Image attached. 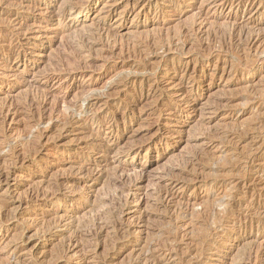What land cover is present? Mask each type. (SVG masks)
<instances>
[{
	"label": "rangeland",
	"instance_id": "374dc122",
	"mask_svg": "<svg viewBox=\"0 0 264 264\" xmlns=\"http://www.w3.org/2000/svg\"><path fill=\"white\" fill-rule=\"evenodd\" d=\"M0 20V264H264V0H0Z\"/></svg>",
	"mask_w": 264,
	"mask_h": 264
},
{
	"label": "bare ground",
	"instance_id": "6f19581e",
	"mask_svg": "<svg viewBox=\"0 0 264 264\" xmlns=\"http://www.w3.org/2000/svg\"><path fill=\"white\" fill-rule=\"evenodd\" d=\"M24 1H25V0H24ZM156 1H157V0H156ZM172 1H173V0H172ZM9 2H10V1H9ZM9 2H8V3H9ZM13 2H14V1H13ZM33 2L35 3V1H33ZM61 2H62V1H61ZM64 2H65V1H64ZM153 2H154V1H153ZM158 2H159V1H158ZM19 3H20V2H19ZM19 3H18V4H19ZM145 3H146V2H145ZM11 4H12V2H11ZM11 4H10V5H11ZM15 4H16V5H13V4H12V6L16 7V6H17V3H15ZM20 4H21V3H20ZM82 4H83V3H82ZM63 5H64V3H61L59 7L62 8ZM148 5H149V4H148ZM160 5H161V4H160ZM160 5H159V6H160ZM162 7H163V6H162ZM17 8H18V6H17ZM57 9H58V8H57ZM63 9H64V8H63ZM124 9H125V8H124ZM18 11H19V10H18ZM142 18H143V17H142ZM221 18H222V17H221ZM222 20H224V18H223ZM0 21H1V20H0ZM220 22H221V21H220ZM231 22H232V21H231ZM231 22H230V24H231ZM95 24H96V23H95ZM98 25H99V24H97L96 26H98ZM96 26H95V27H96ZM86 27H88V26H86ZM90 27L92 28V26H89V28H87V30L90 29ZM178 27H179V26H178ZM180 27H181V26H180ZM222 27H224V26H222ZM225 27H226V26H225ZM225 27H224V28H225ZM246 27H248V26H246ZM251 27H252V26H251ZM251 27H250V28H251ZM99 28H100V26H99ZM101 28H102V27H101ZM175 28H176V27H175ZM187 28H188V27H187ZM218 28H219V27H218ZM229 28H230V27H229ZM250 28H249V29H250ZM83 29H84V28H83ZM102 29H103V28H102ZM209 29H210V27H209ZM215 29H216V28H215ZM7 30H8V28H7ZM84 30L86 31V28H85ZM84 30H83V31H84ZM90 30H91V29H90ZM90 30H89V31H90ZM96 30H97V28H96ZM157 30H158V29H157ZM210 30H211V29H210ZM1 31H2V30H1ZM85 31H84V32H85ZM134 31H136V30H134ZM145 31H146V30H145ZM145 31H144V32H145ZM12 32H13V31H12ZM84 32H83V33H84ZM140 32H141V31H140ZM146 32H147V31H146ZM176 32H177V31H176ZM250 32H251V31H250ZM6 33H7V32H6ZM10 33H11V32H10ZM78 33H79V32H78ZM87 33H89V32H87ZM184 33H186L185 30H184ZM184 33H183V35H184ZM207 33H209V32H207ZM222 33H223V32H222ZM234 33H236V32H234ZM248 33H249V32H248ZM67 34H68V33H67ZM108 34H109V33H108ZM131 34H132V33H131ZM131 34H130V35H131ZM137 34H138V33H137ZM140 34H141V33H140ZM142 34H143V33H142ZM157 34H158V32H157ZM213 34H214V33H213ZM213 34H212V36H213ZM218 34H219V33H218ZM224 34H225V33H224ZM238 34H239V32H238ZM238 34L236 33L237 37H238ZM252 34H253V33H252ZM8 35H9V34H8ZM78 35H79V34H78ZM83 35H84V34H83ZM113 35H114V34H113ZM130 35H129V36H130ZM132 35H133V34H132ZM132 35H131V36H132ZM134 35H135V34H134ZM214 35H215V34H214ZM222 35H223V34H220V36H222ZM94 36H96V35H94ZM107 36H108V35H107ZM188 36H189V35H188ZM188 36H187V37H188ZM217 36H218V35H217ZM84 37H85V36H84ZM84 37L81 36L79 39H77V41L79 40L78 42H81V43H83V44H84V41H86V40L89 42V41H91V40L93 39V34H92V33H89V35H87V37H85V38H84ZM96 37H97V36H96ZM96 37H95V38H96ZM111 37H112V36H111ZM111 37H110V38H111ZM145 37H146V36H145ZM151 37H152V36H151ZM184 37H185V36H184ZM192 37H193V36H192ZM222 37H223V36H222ZM232 37H234V36H232ZM235 37H236V36H235ZM237 37H236V38H237ZM253 37H254V36H253ZM9 38H10V37H9ZM77 38H78V36H77ZM164 38H165V37H164ZM181 38H182V37H181ZM213 38H214V36H213ZM213 38H212V39H213ZM248 38H249V37H248ZM248 38H247V39H248ZM128 39H129V38H128ZM132 39H133V37H132ZM132 39H131V40L129 39V41L132 42ZM142 39H143V37H142ZM151 39H152V38H151ZM175 39H176V38H175ZM177 39H178V38H177ZM188 39H189V38H188ZM208 39H209V38H208ZM226 39H227V37H226ZM241 39H243V37H242ZM153 40H154L153 43L155 44V39H153ZM156 40H157V38H156ZM181 40H182V39H181ZM223 40H224V39H223ZM231 40H232V39H231ZM235 40H236V39H235ZM248 40H249V39H248ZM248 40H247V41H248ZM93 41H94V39H93ZM151 41H152V40H151ZM161 41H162V40H161ZM174 41H175V40H174ZM186 41H187V40H186ZM190 41H191V40H190ZM213 41H214V40H213ZM221 41H222V40H221ZM225 41H227V40H225ZM244 41H245V40H244ZM244 41H243V42H244ZM253 41H254V40H253ZM95 42H96V41H95ZM100 42H101V41H100ZM114 42H115V40H114ZM149 42H150V41H149ZM164 42H165V41H163V43H164ZM182 42H183V41H182ZM191 42H192V41H191ZM215 42H216V41H215ZM222 42H224V41H222ZM235 42H237V41H235ZM85 43H87V42H85ZM172 43H173V42H172ZM184 43H185V41H184ZM189 43H190V42H189ZM217 43H218V41L216 42V45H217ZM227 43H228V42H227ZM244 43H245V42H244ZM3 44H4V43H3ZM90 44H91V43H90ZM115 44H116V43H115ZM147 44H148V43H147ZM149 44H150V43H149ZM180 44H181V43H180ZM211 44H213V43L211 42ZM222 44H224V43H222ZM92 45H93V44H92ZM216 45H215V46H216ZM224 45H225V44H224ZM243 45H244V44H243ZM87 46H88V45H87ZM100 46H101V45H100ZM131 46H132V45H131ZM137 46H138V45H137ZM178 46H179V45H178ZM212 46H213V45H212ZM212 46L210 45V47H212ZM215 46H214V47H215ZM236 46H237V45H236ZM241 46H242V45H241ZM4 47H5V45H4ZM91 47H92V46H91ZM91 47H89V48H91ZM152 47H153V46H152ZM166 47H167V46H166ZM176 47H177V45H176ZM179 47H180V46H179ZM195 47H196V46H195ZM207 47H208V46H207ZM219 47H220V46H219ZM247 47H248V46H247ZM7 48H8V46H7ZM79 48H80V47H79ZM82 48H86V46H85V47H82ZM89 48H88V50H89ZM150 48H151V47H150ZM180 48H181V47H180ZM193 48H194V46H193ZM204 48H205V46H204ZM224 48H225V47H223V49H224ZM238 48H239V47H238ZM1 49H2V48H1ZM80 49H81V48H80ZM102 49H103V48H102ZM143 49H144V48H143ZM182 49H183V46H182ZM182 49H181V50H182ZM206 49H207V48H206ZM214 49L216 50L217 48H214ZM241 49H242V48H241ZM7 50H8V49H7ZM7 50H6V51H7ZM9 50H10V48H9ZM88 50H87V52H89ZM90 50H92V49H90ZM93 50H94V48H93ZM153 50H154V49H153ZM153 50H152V52H153ZM171 50H172V48H171ZM171 50H170V51H171ZM176 50H177V49H176ZM191 50H192V49H191ZM195 50H196V49H195ZM195 50H194V51H195ZM243 50H244V49H243ZM4 51H5V50H4ZM84 51H85V50H84ZM94 51H96V49H95ZM94 51H93V52H94ZM141 51H142V50H141ZM163 51H164V50H163ZM206 51H207V50H206ZM210 51H211V50H210ZM223 51H225V49H224ZM96 52H97V51H96ZM115 52H116V51H115ZM233 52H234V51H233ZM105 53H106V52H105ZM137 53H138V51H137ZM179 53H180V51H179ZM87 54H88V53H87ZM90 54H91V52H90ZM90 54H89V55H90ZM138 54H139V53H138ZM155 54H156V53H155ZM94 55H96L95 52H94ZM144 55H145V54H144ZM126 56H127V55H126ZM87 57H88V56H87ZM145 57H146V56H145ZM85 58H86V57H85ZM107 58H108V56H107ZM138 58H139V56H138ZM141 58H142V57H141ZM81 59H82V58H81ZM100 59H101V58H100ZM84 60H85V59H84ZM130 63H131V62H130ZM90 64H91V63H90ZM86 65H87V64H86ZM132 65H133V64H132ZM242 65H243V64H242ZM142 66H143V65H142ZM112 68H113V67H112ZM125 69H126V68H125ZM125 69H124V70H125ZM141 69H142V68H141ZM74 70H75V69H74ZM139 70H140V69H138L137 71L135 70V72H137V73H135V74L143 73V72H142L143 70H142V71H139ZM115 71H116V69H115ZM117 71H118V70H117ZM121 71H122V69H121ZM131 71H132V73H134L133 70H131ZM154 71H155V70H154ZM71 72H72V71H71ZM118 72H120V69H119ZM122 72H123V71H122ZM68 73H69V72H68ZM124 73H126V72H124ZM124 73H123V74H124ZM135 74H134V75H135ZM151 74H152V71H151ZM115 75H116V74H115ZM120 75H121V73H120ZM132 75H133V74H132ZM141 75H142V74H140L139 76L141 77ZM128 76H129V74H126V75L124 76V78L127 79ZM109 77H110V76H109ZM154 77H155V76H154ZM156 77H157V76H156ZM113 79H114V78H113ZM155 79H156V78H155ZM136 80H137V79H136ZM115 81H116V79H115ZM119 81H120V80H119ZM113 82H114V81H113ZM128 82H129V81H128ZM128 82H126V81L123 79L122 81H120L119 84H120V86H122V87H124V88H129ZM117 83H118V81H117ZM132 83H133V82H132ZM138 85H139V84H138ZM155 86H156V85H155ZM148 87H149V86H148ZM85 88H86V87H85ZM138 88H139V87H138ZM85 90H86V89H85ZM94 90H95V89H94ZM94 90H93V91H94ZM118 90H119V89H118ZM134 90H135V89H134ZM156 90H157V89H156ZM132 91H133V90H132ZM81 92H82V91H81ZM88 92H89V91H88ZM97 92H98V91H97ZM129 92H130V91H129ZM91 93H92V92H91ZM97 94H99V93H97ZM84 95H85V94H84ZM85 96H86V95H85ZM98 96H99V95H98ZM161 96H162V95H161ZM112 97H113V96H112ZM75 98H77V97H75ZM96 98H97V97H96ZM112 99H113V98H112ZM124 100H125V98H124ZM162 100H163V99H162ZM117 101H118V100H117ZM157 101H158V100H157ZM98 102H99V101H98ZM138 102H139V101H138ZM153 102H154V101H153ZM125 103H126V102H125ZM63 104H64V103H63ZM111 104H113V103H111ZM136 104H137V103H136ZM126 106H127V105H126ZM66 109L69 110L68 107H66L65 110H66ZM66 111H67V110H66ZM71 112H72V110H71ZM73 112H74V111H73ZM73 112H72V113H73ZM35 119H36V117H35ZM29 120H31V119H29ZM32 121H33V118H32ZM36 121H38V120L36 119ZM65 122L68 123L67 121H65ZM63 123H64V122H63ZM66 123H65L64 125H66ZM29 124H30V123H29ZM38 124H39V123H38ZM31 125H32V124H31ZM31 125H30V126H31ZM34 125H35V124H34ZM61 125H62V124H61ZM37 126H38V125H37ZM71 126H72V125H71ZM62 127H63V125H62ZM64 127H65V126H64ZM69 127H70V126H69ZM26 128H27V127H26ZM30 128H31V127H30ZM24 129H25V128H24ZM59 129H60V128H59ZM27 130H28V128H27ZM86 131H88V130H86ZM90 132H91V131H90ZM43 134H44V133H43ZM37 135H38V134H37ZM39 135H40V134H39ZM89 135H90V134H89ZM89 135H87V136H89ZM91 135H92V134H91ZM93 135H94V134H93ZM56 136H57V135H56ZM94 136H95V135H94ZM45 137H46V136H45ZM90 137H92V136H90ZM32 138H33V137H32ZM35 138H36V136H35ZM38 138H40V137H38ZM51 138H52V137H51ZM56 138H57V137H56ZM33 139H34V138H33ZM35 140H37V138H36ZM38 140H39V139H38ZM48 140H49V139H48ZM52 140H53V139H52ZM54 140H55V139H54ZM56 140H57V139H56ZM56 140H55V141H56ZM30 141H32V140H29V142H30ZM29 142H28V143H29ZM33 142H35V141H33ZM45 142H46V141H45ZM37 143H38V142H37ZM29 144H34V143H31V142H30ZM90 144H91V143H90ZM36 145H37V144H36ZM36 145H35V147L31 148V149H32L31 152L34 151L33 149L36 148ZM31 147H32V145H31ZM86 147H87V146H86ZM91 147H92V146H91ZM3 149H4V148H3ZM41 149H42V148H41ZM8 150H9V149H8ZM28 150H29V149H28ZM38 150H39V149H38ZM93 150H94V149H93ZM107 150H108V149H107ZM117 150H118V149H117ZM36 151H37V150H36ZM36 151H35V152H36ZM85 151H86V150H85ZM89 152H90V151H89ZM106 152H107V151H106ZM106 152H105V153H106ZM29 154H30V153H29ZM86 154H87V153H85V155H86ZM32 155H33V154H32ZM35 155H36V154H35ZM39 155H40V154H39ZM90 155H92V154H90ZM9 156H10V155H9ZM9 156H8V157H9ZM28 156H29V155H28ZM33 156H34V155H33ZM33 156H32V157H33ZM88 156H89V155H88ZM0 157H1V156H0ZM2 157H4V156H2ZM216 157H217V156H216ZM6 158H7V157H6ZM222 158H223V157H222ZM0 159H2V158H0ZM3 159H5V158H3ZM16 159H17V158H16ZM31 160H32V159H31ZM204 160H205V159H204ZM3 161H5V160H3ZM8 161H9V160H8ZM237 161H238V160H237ZM6 162H7V161H6ZM14 162H15V161H14ZM221 163H222V162H221ZM229 163H230V162H229ZM4 164H5V163H4ZM11 164H13V163H11ZM214 164H215V163H214ZM216 164H217V163H216ZM241 164H242V163H241ZM199 165H200V164H199ZM12 166H13V165H12ZM115 166H116V165H115ZM193 168H194V166H193ZM196 168H198V167L196 166ZM244 168H245V167H244ZM198 169H199V168H198ZM114 170H115V169H114ZM116 170H117V167H116ZM111 171H112V169H111ZM206 171H207V170H206ZM0 172H1V171H0ZM89 172H90V171H89ZM107 172H108V171H107ZM112 172H113V171H112ZM115 172H116V171H115ZM199 172H200V171H199ZM87 173H88V172H87ZM87 173H86V174H87ZM203 173H204V172H203ZM205 173H206V172H205ZM205 173H204V174H205ZM111 174H112V173H111ZM115 174H116V173H115ZM115 174H114V175H115ZM215 174H216V173H215ZM107 175H108V174H107ZM112 175H113V174H112ZM5 176H7V175H5ZM109 176H110V174H109ZM109 176H107V177H109ZM114 177H115V176H114ZM87 178H88V177H87ZM40 179H41V178H40ZM109 179H110V178H109ZM109 179H108V180H109ZM112 179H113V178H112ZM173 179H174V178H173ZM54 180H55V179H54ZM108 180H107V181H108ZM110 180H111V179H110ZM0 181H1V180H0ZM114 181H115V179H114ZM119 181H120V180H119ZM40 182H41V181H40ZM42 182H43V181H42ZM50 182H51V180H50L48 183H50ZM55 182H56V181H55ZM177 182H178V181H177ZM46 183H47V182H46ZM46 183H45V184H46ZM48 183H47V184H48ZM52 183H53V182H52ZM113 183H114V182H113ZM0 184H1V183H0ZM38 184H39V183H38ZM47 184H46V185H47ZM52 185H53V184H52ZM55 185H57V184H55ZM107 185H108V184H107ZM105 186H106V185H105ZM111 186H112V185H111ZM42 187H43V186H42ZM44 187H45V186H44ZM46 187H47V186H46ZM50 187L52 188V186H50ZM114 187H115V186H114ZM117 187H118V186H117ZM36 188H38V186H37ZM51 188H49V189H51ZM55 188H56V186H55ZM118 188H119V187H118ZM121 188H122V187H121ZM46 189H47V188H46ZM113 189H115V188H113ZM52 190H53V189H52ZM55 190H56V189H55ZM47 191H49V190H47ZM111 191H112V190H111ZM258 191H259V190H258ZM54 192H58V191H54ZM49 193H50V192H49ZM116 193H117V192H116ZM127 193H129V191H127ZM44 194H45V193H44ZM50 194H52V193H50ZM53 194H54V193H53ZM53 194H52V195H53ZM113 194H115V193H113ZM120 194H121V193H120ZM120 194H118V196H119ZM123 194H124V193H123ZM123 194H121V195L123 196ZM115 195H117V194H115ZM42 196H43V195H42ZM42 196H41V197H42ZM45 196H46V195H45ZM118 196H116V198H117ZM129 196H130V195H129ZM4 197H5V196H4ZM4 197H3V198H0V208L2 207V209H3V208L6 209V208L10 205L9 198L7 197V199H6V197H5V198H4ZM49 197H50V196H49ZM123 197H126V196H123ZM123 197H122V199H123ZM155 197H156V196H154V198H155ZM260 197H261V196H260ZM60 198H61V197H60ZM116 198H114V199L116 200ZM154 198H153L152 200H154ZM158 198H159V197H158ZM10 199H11V198H10ZM41 199H43V197H42ZM114 199H112V200H114ZM245 199H246V198H245ZM115 200H114V201H115ZM211 200H212V199H211ZM256 200H257V198H256ZM12 201H13V200H12ZM19 201H20V200H19ZM110 201H111V200H110ZM21 202H22V201H21ZM21 202H20V203H21ZM104 202H105V201H104ZM120 202H121V201H120ZM209 202H210V201H209ZM102 203H103V202H102ZM118 203H119V202H118ZM123 203H124V202H123ZM246 203H247V202H246ZM103 204H104V203H103ZM120 204H121V203H120ZM160 204H161V203H160ZM117 205H118V204H117ZM150 205H151V204H150ZM240 205H241V204H240ZM248 205H249V204H248ZM85 206H86V205H85ZM102 206H103V205H102ZM114 206H116V205H114ZM114 206H113V207H114ZM237 206H238V205H237ZM30 207H31V206H30ZM104 207H105V205H104L102 208H104ZM152 207H153V206H152ZM212 207H213V206H212ZM99 208H100V207H99ZM111 208H112V207H111ZM111 208H110V209H111ZM114 208H115V207H114ZM121 208H122V207H121ZM123 208H124V207H123ZM154 208H155V207H154ZM119 209H120V208H119ZM156 209H158V208H156ZM250 209H251V208H250ZM111 210L113 211V209H111ZM111 210H110V211H111ZM227 210H228V209H227ZM6 211H7V212H10L11 210H10V209H7ZM121 211H122V209H121ZM159 211H160V210H159ZM163 211H164V210H163ZM13 212H14V211H13ZM15 212H16V211H15ZM107 212H108V210H107ZM17 213H18V212H17ZM102 213H103V212H102ZM104 213H105V212H104ZM105 214H106V213H105ZM216 214H217V213H216ZM229 214H230V213H229ZM9 215H10V213L8 214V216H9ZM3 216H4V215H3ZM11 216H12V215H11ZM119 216H120V215H119ZM205 216H206V215H205ZM228 216H229V215H228ZM12 217H13V216H12ZM14 217H15V215H14ZM18 217H19V216H18ZM101 217H102V216H101ZM8 218H9V217H8ZM102 218H103V217H102ZM118 218H119V217H118ZM201 218H202V217H201ZM16 219H17V218H16ZM20 219H21V218H20ZM202 219H203V218H202ZM6 220H7V219H6ZM18 220H19V219H18ZM104 220H105V219H104ZM116 220H117V219H116ZM116 220H115V221H116ZM225 220H226V219H225ZM14 221H15V219H14ZM205 221H206V220H205ZM208 221H209V220H208ZM1 222H2V221H1ZM16 222H18V221H16ZM111 222H112V221H111ZM119 222H120V221H119ZM112 223H113V222H112ZM106 225H107V224H106ZM109 225H111V224H109ZM109 225H108V226H109ZM117 225H119V224L117 223ZM48 226H49V225H48ZM101 226H102V225H100V227H101ZM103 226H104V224H103ZM22 227H23V226H22ZM93 227H94V226H92L91 228H93ZM106 227H107V226H106ZM110 227H111V226H110ZM113 227H114V225H113ZM119 227H120V226H119ZM202 227H203V226H202ZM87 228H89V227H87ZM111 228H112V227H111ZM120 228H121V227H120ZM97 229H99V228H97ZM106 229H107V228H106ZM95 230H96V229H95ZM95 230H93V232H94ZM110 230H112V229H110ZM118 230H119V228H118ZM25 231H26V230H25ZM103 231H104V230H103ZM116 231H117V230H116ZM41 232H42V231H41ZM90 232H91V231H90ZM90 232H89V230H88V233H90ZM98 232H100V231H98ZM105 232H106V231H105ZM105 232L102 233L104 236H105V234H104ZM79 233H80V232H79ZM107 233H108V231H107ZM41 234H42V233H41ZM90 234H91V233H90ZM44 235H45V234H44ZM78 235H79V234H78ZM93 235H94V234H93ZM97 235H98V234H97ZM99 235H101V234H99ZM91 236H92V235H91ZM94 236H96V235H94ZM94 236H93V237H94ZM42 237H43V236H42ZM42 237H41V238H42ZM82 237H83V236H82ZM89 237H90V236H89ZM96 237H97V236H96ZM97 238H98V237H97ZM102 238H103V237H102ZM104 238H106V237H104ZM104 238H103V239H104ZM39 239H40V238H39ZM87 239H88V238H87ZM90 239H91V238H90ZM103 239H101V240H103ZM79 240H80V239H79ZM98 240L100 241L99 238H98ZM37 241H38V240H37ZM82 241H83V240H82ZM85 241H86V240H85ZM87 242H88V241H87ZM91 242H93V241H91ZM94 242H95V241H94ZM97 242H98V241H97ZM101 242H102V241H101ZM202 243H203V242H202ZM78 244H79V243H78ZM89 244H90V243H89ZM91 244H92V243H91ZM98 244H99V243H98ZM96 246H97V245H96ZM101 246H102V243H101ZM197 251H198V250H197ZM237 251H238V250H237ZM207 252H208V251H207ZM17 254H18V253H17ZM52 254H53V253H52ZM18 256H19V255H18ZM246 256H247V255H246ZM15 258H16V257H15ZM32 258H33V257H32ZM234 258H235V257H234ZM236 258H237V257H236ZM238 258H239V256H238ZM7 259H8V258H7ZM17 260H18V258H17ZM34 260H35V259H34ZM36 260H37V259H36ZM53 260H54V259H53ZM244 261H245V260H244ZM239 262H240V261H239ZM21 263H22V262H21ZM36 263H37V262H36ZM65 263H66V262H65ZM23 264H24V263H23ZM39 264H40V263H39ZM128 264H129V263H128ZM242 264H243V263H242Z\"/></svg>",
	"mask_w": 264,
	"mask_h": 264
}]
</instances>
